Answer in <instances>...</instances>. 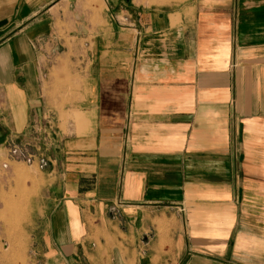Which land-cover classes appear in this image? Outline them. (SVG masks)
Segmentation results:
<instances>
[{
    "label": "crops",
    "instance_id": "crops-1",
    "mask_svg": "<svg viewBox=\"0 0 264 264\" xmlns=\"http://www.w3.org/2000/svg\"><path fill=\"white\" fill-rule=\"evenodd\" d=\"M61 104L88 163L41 209V264H264V0H0V147Z\"/></svg>",
    "mask_w": 264,
    "mask_h": 264
},
{
    "label": "rangeland",
    "instance_id": "rangeland-1",
    "mask_svg": "<svg viewBox=\"0 0 264 264\" xmlns=\"http://www.w3.org/2000/svg\"><path fill=\"white\" fill-rule=\"evenodd\" d=\"M88 47L81 43L82 52ZM63 64L64 73L52 75L64 101L76 96L88 98V73H84L89 64L87 56H66ZM52 107L60 111L59 127L51 112L48 120L34 122L36 131L34 127L28 136L14 137L0 147V264L42 263L37 244L43 241L41 229L47 219L41 217V209L55 204L58 195L72 186L76 177L71 174L79 173L80 164L88 163L81 158L87 156L82 152L88 151V138L84 142L74 136L89 132L91 121L82 110L84 106L81 110L63 104ZM120 204L117 199L111 207L119 208Z\"/></svg>",
    "mask_w": 264,
    "mask_h": 264
}]
</instances>
